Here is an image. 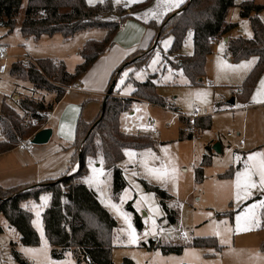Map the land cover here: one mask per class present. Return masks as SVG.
<instances>
[{"label":"rangeland","instance_id":"rangeland-1","mask_svg":"<svg viewBox=\"0 0 264 264\" xmlns=\"http://www.w3.org/2000/svg\"><path fill=\"white\" fill-rule=\"evenodd\" d=\"M101 1L86 0L88 4ZM112 1L115 6L135 4L128 3V0H120L119 3L116 0ZM186 1L184 0L176 7L163 0L159 3L158 0H149L145 5L134 9L130 16L123 20L127 32L131 25H136L134 35L131 33L132 36L121 37L120 42L127 44L126 41L139 40L145 29L155 28L159 34L165 24V17L179 9ZM242 1L234 0V5L227 13V20L236 23V26L229 31L231 38L252 36L249 19L240 16L239 5ZM254 1L264 4V0ZM25 4L26 0H22L12 32L6 34V28L0 26V42H6L9 45L6 54L17 56L28 54L33 59L56 56L76 59L75 53L80 46L79 37H83L86 31L74 34L75 36L69 38L70 40H63L61 34H54L43 35L41 40L26 41L19 31ZM148 10H152L156 15H146ZM258 16L264 22V8ZM106 17L110 18L111 14ZM121 29L119 28L115 34L114 42L117 34L121 33ZM93 31L96 32L92 33L98 35L97 40L103 38L105 33L103 29L94 28ZM217 40L219 39H215L211 44V53L207 56L204 67L205 74L199 84H192L180 69L172 68L164 61L165 56L167 59L177 61L175 55L168 54L172 36L166 31L158 40L152 37L147 64L145 67L135 69L132 73L137 81H144L149 74L157 73L154 79L157 95L169 102L170 108H176L187 118L193 117L194 113L197 118L210 116V128L199 131L194 126L197 118L190 122L188 119L180 118L177 113L167 107L145 101L133 102L128 110L120 114V130L131 135L147 134L156 141V144L154 148L125 149L123 160L117 164L123 171L126 186L117 199L112 196V174L109 169H106L102 155L95 156V160L89 157L86 161L87 170L80 181L94 190L101 205L116 220V226L112 230L111 256L114 264H120L125 257L133 260L135 264H264L262 208L254 210L259 227L240 233L228 231V229H235L237 216L245 217L252 205L264 200V191L259 188L251 189V195H246L241 189L238 199L235 186L237 174L243 172L250 163L248 156L258 152L264 153V102H253L254 95L257 100L264 101V94L257 92L261 80H264V68L247 100L241 102L236 98L235 103L230 104L228 100L233 93L235 96L241 93L237 92V89L241 88L242 81L255 65L257 58L251 56L234 62L226 51L225 43ZM136 46L135 52L127 59V66L140 61L146 54V51L139 52L143 50L140 49V45ZM192 53V32L188 31L179 54L191 55ZM16 58L6 60L4 62L6 70L0 73V104L5 101L22 113L18 107V101L23 97L43 100L45 103L53 101L56 95L55 88L59 86L57 83L50 81L51 88L36 87L27 80L10 75V65ZM154 59H158L156 64L152 63ZM245 64L248 65L247 68L238 67ZM132 70V65L128 66L113 79L115 87L120 89L125 97H130L132 93V84L127 81ZM125 72L128 73L127 77L124 76ZM121 80L124 81L123 84L120 83ZM111 95L112 93L109 94ZM150 121L156 129L155 133H152V128L148 125ZM185 125H190L193 129L192 138L180 137V131ZM2 139L3 136L0 133V142ZM54 141V138H50L43 144L23 141L24 150L29 147L42 148L47 155L57 150L59 152L55 154V157L66 155L68 153L66 150H69L70 158L72 142H64L61 147L59 142ZM215 142L221 145L219 153L212 150ZM208 143L211 146L210 162L203 167V179L198 182L195 180V169L201 164ZM3 159L12 161L14 157L9 155ZM0 161L3 162L2 159ZM93 168L97 170L96 173L93 172ZM230 169L232 172L230 176H220ZM153 170L159 171L154 173ZM158 175L161 178H157ZM253 179L259 182L257 176ZM142 181L162 188L171 196L166 203L177 213L175 224L168 222L159 197L155 192L146 189ZM45 197L48 198L47 202L43 199ZM49 198V193L45 192L37 201L31 200L24 205L32 213L31 223L39 237L37 245L21 244L19 231L0 215L2 228L0 264H21L16 255L25 264H77L70 250L65 251L61 258H54L51 254L52 248L45 236L41 217ZM247 201L248 203L242 206ZM129 202L140 217L141 228L135 226L134 213L127 208ZM129 222L137 236L135 244L130 242ZM243 223L244 221L241 220V224ZM180 231L184 232L185 237L180 236ZM217 231L219 235H216ZM202 237H214L217 244L221 246L220 250L213 247L187 246V243L194 238ZM149 240H155L161 244H179L184 247L180 253L164 254L160 248L149 249L143 245V243L148 244Z\"/></svg>","mask_w":264,"mask_h":264},{"label":"trees","instance_id":"trees-1","mask_svg":"<svg viewBox=\"0 0 264 264\" xmlns=\"http://www.w3.org/2000/svg\"><path fill=\"white\" fill-rule=\"evenodd\" d=\"M147 2L149 0H143L126 7L115 6L112 0H102L95 4H88L86 0H26L19 27L24 37L37 40L42 35L61 34L68 40L76 33L94 28L103 29L105 35L99 40L85 41L79 50L82 61L72 72L66 70L62 60L48 57L34 59L36 65L31 64L28 67H25L22 61L12 62L9 73L15 78L27 80L36 87L51 88L50 81L59 86L55 88L54 100L48 103L29 97L21 98L18 107L22 113L2 101L0 133L3 139L0 142V154L13 149L21 140L31 138L36 131L44 127L48 117L46 112H50L54 104L61 99L65 93L64 87L81 79L93 62L113 43L120 23L130 16L134 9ZM21 3L22 0H0V26L6 28V34L14 29ZM233 5L234 0H187L180 6L178 13L165 17V24L157 39L164 31L172 36L168 54L175 55L177 61L167 59L166 56L164 61L172 68L180 69L192 84H199L202 81L199 79L205 74L206 58L211 53L210 41L223 38L236 26V23L227 20V13ZM239 8L240 16L247 17L250 21L252 36L229 38L226 42V51L234 62L251 56L257 58L255 65L240 85L242 92L236 95L241 102H245L264 68V22L258 16L264 4L256 3L254 0H243ZM109 14L111 17H106ZM153 26L157 27L155 24ZM188 31L192 32L193 53L181 55L179 51ZM2 45L0 42V48ZM149 55L150 52H147L143 59L132 63L133 70L127 77V81L133 86L130 97L107 96L99 115L92 122H86L79 116L67 169L69 172L71 166L77 162L76 171L68 175L66 172L61 177L46 179L37 184L26 183L9 187L0 185V215L19 231L21 244H39L38 234L31 223L32 213L24 205L31 200L37 201L40 195L46 192L50 198L41 217L45 236L52 248V256L61 258L65 251L70 250L77 264H114L111 252L112 230L116 226V220L101 205L94 190L82 183L80 178L86 173L87 159L101 154L106 169L111 171L112 196L117 199L126 186L123 172L117 164L123 160L124 150L154 148L156 141L149 135L126 134L119 126L120 114L128 110L135 100L166 106L167 101L156 93L154 79L157 73L149 74L144 81H137L132 76L135 69L145 67ZM194 126L199 131L210 128V116L198 117ZM183 136L192 138L191 133L184 134L181 130L180 137ZM205 148L203 160L195 169V180L198 182L203 179V167L210 162L211 146L206 145ZM231 174L230 169L220 176L227 177ZM142 182L146 189L155 192L159 197L168 222L175 224L177 213L166 203L171 196L158 186ZM247 203L248 201L242 206ZM127 208L134 213L135 226L141 228L140 217L130 202ZM261 216V224L264 226V208ZM143 245L149 249L160 248L164 254L180 253L184 247L179 244H161L155 240H149L148 244ZM187 246L213 247L217 250L221 247L214 237L194 238ZM16 258L21 264H25L17 255ZM120 264L135 263L125 257Z\"/></svg>","mask_w":264,"mask_h":264},{"label":"crops","instance_id":"crops-1","mask_svg":"<svg viewBox=\"0 0 264 264\" xmlns=\"http://www.w3.org/2000/svg\"><path fill=\"white\" fill-rule=\"evenodd\" d=\"M125 6L128 7L129 5H125ZM179 11H180V7L179 9L175 10L173 13L171 12V14L178 13ZM135 27L136 25H131L130 29L132 30L129 29V32H127V28L122 22V27H121L122 29L120 28L121 33L117 34L115 42L113 38V43L93 62V64L84 73L81 79L77 81L81 85L82 90L68 91L64 93L61 99L54 104L53 109L50 111V114L47 117L44 127L51 128L52 133L50 138H54L55 143L59 142L58 144L61 147L64 142H69V141L72 142L74 140L75 126L79 116H81L82 119L85 120L86 122H92L96 119V117L99 115L101 111L106 93L110 91L112 95L125 97L121 94L120 89L115 87V82L113 80L114 77L116 76V74H120L126 67L128 66L131 67L132 64L127 66L126 62L129 56H131L135 52L134 50L137 47L136 45H140L141 47L140 49H143L142 51L140 50L139 52L146 51L147 53L150 51V47L152 45V37H155V40H158L157 39L158 32L154 28V29H145L139 40H133V42L126 41L127 44H122V42H120L121 37L134 35L133 32ZM85 31L86 33H83L85 35L83 37H79L80 46L78 47V52L75 53L76 59H64L62 58V56L60 57L56 56L52 58L55 60L64 61L66 70L69 72H72L75 66L82 61L81 56L78 54L80 48L85 43V41L88 39H97L96 37H98L97 34L92 33V32H96L93 31V29L83 30L77 34H80ZM42 36H40V38L37 40H41ZM22 38L26 41L33 39L32 37H24V36H22ZM229 38L231 37L229 36V32H228L226 36H224L222 39L219 40H222L226 45V41ZM2 43L8 45V43L6 42H2ZM22 55H28V54H22ZM98 96L100 98H98ZM15 97H17V95H15ZM232 97H234V103H235L236 96L234 93ZM230 99L228 100L229 103H230ZM138 101H145V100L138 99L135 100L134 102H138ZM242 107H246V106H242ZM192 133L191 135H193ZM208 145L210 144L208 143ZM66 151L68 153L61 157L59 156L55 157V154L59 152L57 150L51 151L50 155H47L42 148H37V147H29L26 150L18 149L17 147H14L12 150L1 153L0 159H2L3 162L0 161V185L3 187H9L13 185L26 184V183L37 184L43 182L46 179H53L63 176L64 174H66L69 166L68 158L70 151L69 150ZM9 155H12L14 157L12 161L8 159H3L5 156H9ZM93 158L94 160L96 159V157ZM77 168H78V163L75 162L71 166V169L69 170V172H67L66 175L73 173L74 171L77 170Z\"/></svg>","mask_w":264,"mask_h":264},{"label":"snow or ice","instance_id":"snow-or-ice-1","mask_svg":"<svg viewBox=\"0 0 264 264\" xmlns=\"http://www.w3.org/2000/svg\"><path fill=\"white\" fill-rule=\"evenodd\" d=\"M116 2L119 3L120 0H116ZM140 2H143V0H128V3H140ZM159 2L160 0H158V3ZM163 2L170 3L173 6L178 7L180 3L184 2V0H163ZM148 14H151L152 16L156 15L155 12H153L152 10H148L146 15ZM157 57H159V53H157ZM157 62H158V59H154L152 61L153 64H156ZM238 67L247 68L248 65L245 64V65H240ZM127 75L128 73L125 72L124 76L127 77ZM123 82H124L123 80L120 81L121 84H123ZM257 92L260 94H264V80H261L260 86L258 87ZM253 102L259 103V102H264V101L257 100L256 96L254 95ZM129 155H131V153H129ZM247 159L250 163L245 167L244 171L238 173L236 177L235 186L237 189L236 195L238 199L240 198L241 189L244 190L246 195H251V192H250L251 189L259 188L260 190L264 191V153L258 152V153L250 154ZM158 171L159 170H153L154 173ZM93 172L96 173L97 170L93 168ZM99 174H102V173H99ZM254 176L258 177L259 179L258 183L256 180L253 179ZM157 178H161V176L158 175ZM43 199L45 200V202H47L48 198L45 197ZM256 208H264V200L260 201L259 204L252 205V207L248 211V214L245 217L237 216L236 218L237 225L235 229H228V231H234L236 233H240V232L251 231L253 230L254 227H259V221L256 220V214L254 211ZM156 211H158V209ZM37 217H39V212H37ZM125 219L128 220V217L125 216ZM241 220L244 221L243 224H241ZM37 226L39 227V224H37ZM128 228L130 230L128 233L130 237V242L135 244L137 242V236H136L135 230L132 229V225L130 222L128 223ZM41 234H43L42 229H41ZM219 234L220 233L217 231L216 235H219ZM153 235H155V233H153ZM223 242L226 243L227 241H223Z\"/></svg>","mask_w":264,"mask_h":264},{"label":"built area","instance_id":"built-area-1","mask_svg":"<svg viewBox=\"0 0 264 264\" xmlns=\"http://www.w3.org/2000/svg\"><path fill=\"white\" fill-rule=\"evenodd\" d=\"M121 27H122V23H120L119 28H121ZM213 42H214V40H211L210 41L211 44ZM7 48H8V45L7 44H4V43H3V45L0 48V73H3L6 70V66H5L4 62L6 60L10 59V58L15 59L17 57L16 60H14V61H22L25 67H28V65H31V64L36 65L35 60L33 58L29 57L28 55H20V56H17V55L6 54ZM71 90H80L81 91L82 90V87H81V85L78 82H73V83H71V84H69V85H67V86L64 87L65 93L68 92V91H71ZM237 92H242V88H238L237 89ZM169 105H170V103L167 102L166 103V106H164V107H167L170 110L174 111L182 119H188V120H190V122H193V120L195 118H197V116L195 115V113H194L193 117L187 118V117L183 116L179 111H177L176 108H174V107L173 108H170ZM49 114H50V112H46V115L47 116H49ZM148 125L151 126L152 133H155L156 132V129L154 128L153 123L150 121V122H148ZM182 131L185 134H188V133L190 134V133L193 132V129L190 127V125H185L183 127V130ZM31 138H28V139H25V140H21L20 143L16 147L18 149H24V143H23V141L29 142L31 140ZM179 234H180L181 237H185L184 232L180 231Z\"/></svg>","mask_w":264,"mask_h":264},{"label":"water","instance_id":"water-1","mask_svg":"<svg viewBox=\"0 0 264 264\" xmlns=\"http://www.w3.org/2000/svg\"><path fill=\"white\" fill-rule=\"evenodd\" d=\"M199 80H201V79H199ZM110 93H111L110 91L107 93V95L104 98V101H106L107 96H109ZM230 103L231 104L234 103V97H231ZM51 133H52L51 128H49V127L41 128V129H39L38 131H36L34 133V135L32 136V138L30 140V142L32 144H43V143H46L49 140V138L51 136ZM212 150L214 152H216V153H219L221 151V145H220V143L219 142H215L212 145Z\"/></svg>","mask_w":264,"mask_h":264}]
</instances>
